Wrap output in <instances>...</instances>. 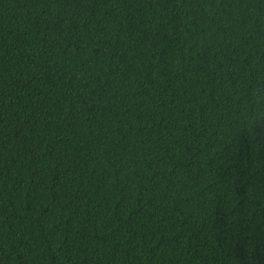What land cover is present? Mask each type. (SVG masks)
<instances>
[{
	"label": "trees",
	"instance_id": "trees-1",
	"mask_svg": "<svg viewBox=\"0 0 264 264\" xmlns=\"http://www.w3.org/2000/svg\"><path fill=\"white\" fill-rule=\"evenodd\" d=\"M0 264H264V0H0Z\"/></svg>",
	"mask_w": 264,
	"mask_h": 264
}]
</instances>
